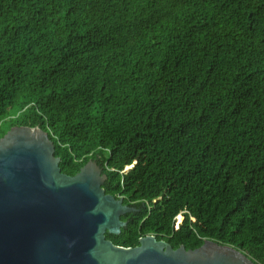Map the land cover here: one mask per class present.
<instances>
[{
  "label": "trees",
  "instance_id": "16d2710c",
  "mask_svg": "<svg viewBox=\"0 0 264 264\" xmlns=\"http://www.w3.org/2000/svg\"><path fill=\"white\" fill-rule=\"evenodd\" d=\"M39 126L132 207L115 244L264 264V0H0V137Z\"/></svg>",
  "mask_w": 264,
  "mask_h": 264
},
{
  "label": "water",
  "instance_id": "95a60500",
  "mask_svg": "<svg viewBox=\"0 0 264 264\" xmlns=\"http://www.w3.org/2000/svg\"><path fill=\"white\" fill-rule=\"evenodd\" d=\"M39 126L14 125L0 137V264H256L240 249L206 239L173 248L154 234L122 246L106 238L133 208L106 193V174L89 159L73 175Z\"/></svg>",
  "mask_w": 264,
  "mask_h": 264
}]
</instances>
